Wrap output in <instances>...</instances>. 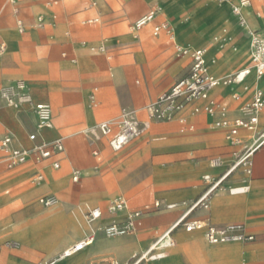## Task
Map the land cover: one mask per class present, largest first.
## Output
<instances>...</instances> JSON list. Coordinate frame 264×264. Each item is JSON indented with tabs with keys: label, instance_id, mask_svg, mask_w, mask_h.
<instances>
[{
	"label": "rangeland",
	"instance_id": "374dc122",
	"mask_svg": "<svg viewBox=\"0 0 264 264\" xmlns=\"http://www.w3.org/2000/svg\"><path fill=\"white\" fill-rule=\"evenodd\" d=\"M28 1L0 0V89L9 82L23 79L37 100L52 105L55 129L49 134L51 139L59 135L63 136L66 144L61 167L53 172L65 178L66 185L59 189L55 188L54 186H58L62 182L57 181L49 169H46L50 178L47 185L39 182L37 175L33 174L36 169L33 161L9 169L6 166L7 161L3 160L0 151V163H2L5 172H13L17 169L30 170L28 174L16 179L13 184L3 183V181L5 182L3 179L0 181L3 185L0 194L11 198L10 203L0 204V223L4 224L0 250L7 255H21L25 250L23 244L39 246L48 251L55 247L50 253L40 248L41 256L35 261V264L48 260L75 243L79 238H84L92 232L87 223L89 208L100 206L103 211V217L93 223L94 229H102L108 223L125 217V213L112 214L108 210V200L122 195L129 198L132 209H145L149 206L153 211L146 213L142 226L134 235L109 238L100 230L94 243L106 242L115 249H122V247L136 243L138 249H133L132 253L124 259L140 256L146 252L157 237L170 229L177 219H168L159 230L154 228L159 223L158 218L173 212L166 208L154 210L153 206L156 201L160 199L172 201L158 196L159 191L168 190L172 188V185L160 177L155 172L156 169L168 168L172 164L184 162L188 158L194 162L208 158V165H210L209 160L215 155H206L203 151L221 147L226 143L224 141L207 142L198 128L192 134L181 135L178 133L177 126L166 135L160 132L152 133V138L161 136L164 138L162 140L154 141L152 139V142L147 145L139 139L123 151L114 152L109 146H103L102 141L85 133L84 129L91 124L85 117L83 94L88 93V104L92 109L99 111L95 124L104 119H116L124 108L133 112L140 122L146 123V120H150L149 105L161 92L169 89L187 73L190 62L189 54L192 50H189L185 56H179L176 49L178 43H175L165 30L154 36V25L145 27L148 29L143 34H140L143 27L139 31L131 29L135 21L151 10L161 8L163 1L166 0H57L56 3L51 4L49 0H32V3ZM171 1L175 11L166 14L164 9L163 13L160 10L159 22H168L178 18L186 22L189 19L188 25L184 28H180L179 23L174 21L173 23L177 26L181 39L187 36L186 41H192L201 46L200 42L204 38L202 29H205L207 19L203 18L199 22L197 21L201 19V9L206 3L218 2L215 0ZM95 18L99 20L98 23L84 22L87 19ZM19 21H22L25 26L23 32L19 31ZM171 26L173 27L172 24ZM194 26L197 31L196 35L188 36L190 30L191 32L194 30ZM9 32H15L16 36L13 38L7 36L6 34ZM218 37L221 35L218 34ZM12 39L17 41L14 49L11 48ZM246 39L247 45L250 46L249 38ZM185 44L184 42L183 45ZM224 44L223 49L230 46L227 43ZM3 45L5 46L4 50L1 49ZM103 45L107 46L106 51L99 50V47ZM215 45L206 47L210 58L217 59L212 67L218 63V58L214 53L218 51L217 43ZM79 46L84 48L81 53L76 49ZM236 48L232 49L238 52L237 45ZM65 52L66 56H64ZM82 57L90 62L91 68L83 70L80 68ZM70 58H75L77 62L71 63ZM247 60L249 61V58ZM12 64H20L21 68L14 69ZM237 70L221 77L234 75ZM16 71H32L33 73H27L26 76L23 75L24 73ZM40 71H53L48 76L51 80L61 84L62 92L67 96L64 105L59 104L56 107L48 98L38 96L40 89L32 84L28 75L47 76ZM73 94L77 95L76 99L72 97ZM8 111L13 112L12 117L8 115ZM62 111L63 113H61ZM143 114L146 115L145 119L141 117ZM35 123L36 120L28 109H16L9 106L0 93V143L5 135L10 134L14 137L17 136L23 142H28V148H32L35 146V142L29 140L28 134L35 129ZM209 125H211L210 119ZM173 133H176L175 136L183 138V141L173 140ZM72 139L77 141V147L73 148ZM103 141L108 144L107 138H103ZM106 149L109 152H106ZM140 149L146 151L141 153ZM95 150H98V155L94 154ZM186 150L193 152L190 157L181 156V153ZM75 171L81 173L78 182L73 180ZM209 173L211 174V172L204 171L194 177L192 185L196 186V194L191 199L183 200L182 202L186 204H182L181 207L186 208L204 190L207 183L203 180V176ZM38 182L39 187L37 186ZM35 187H38L34 190L36 193L30 194L29 192ZM43 187L45 188L42 189ZM50 193L59 196L60 204L58 206L46 207L41 203L40 199ZM95 194L102 197L96 201L82 200ZM4 200L1 198L0 201L5 202ZM88 205L90 207H87ZM27 207L37 208L35 213L26 218L27 220L23 216L20 217L21 222H27L29 225L22 226L20 222L11 224V217L15 213L23 212ZM82 208L86 214L82 212ZM212 208L213 206L206 217L212 218L214 224L222 225L229 221H238L217 220L211 213ZM199 211L201 210L193 212L191 216L197 217ZM183 214L184 210L179 216ZM197 219L202 218L198 217ZM176 230L189 235L195 233V231L187 232L183 225H180ZM9 231L15 234L12 236ZM200 234L205 243L203 232ZM12 239L23 243L20 251L7 247L6 243ZM176 240L178 244L177 236ZM93 245L87 250L69 256L67 260L70 261L73 257H83L93 248ZM205 245L209 248L227 246H209L206 243ZM176 246L169 249L165 259L144 264H167V261L172 260L173 251L179 252L181 256L195 264H213V259L206 255L204 249L196 245L194 240L184 245L180 250H177ZM108 263L109 261H107Z\"/></svg>",
	"mask_w": 264,
	"mask_h": 264
},
{
	"label": "crops",
	"instance_id": "0c3cea01",
	"mask_svg": "<svg viewBox=\"0 0 264 264\" xmlns=\"http://www.w3.org/2000/svg\"><path fill=\"white\" fill-rule=\"evenodd\" d=\"M31 1L32 0H29L28 2L32 3ZM163 2L164 3H163L161 8L164 9L166 14H170V13L175 11V9H173L174 7L172 5L171 0H166ZM203 7L204 8L201 9L202 10L201 19L197 20L199 22L203 18H207L205 29L204 28L202 29V30H204V33H203L204 38L200 42L201 46H202L201 48L216 46L215 44L218 42L221 44L227 43L230 45L225 50L223 48H221V49H219L220 51L218 50V51L214 52L215 56L218 58V63L215 67H212V65L210 64L211 72L214 75L221 77L227 73L234 72V70L238 69L237 70V72H238V71H241L243 69L250 67V64H251L250 63V46L247 45V39H246V38H250V37L248 36L247 32L239 25L238 20H237L236 16L232 13L230 6L228 4L224 5V4H220V3L211 2V3H206V5H204ZM162 11L163 10H161V12ZM261 11H264V0H252V6L249 7L248 9H246V11H245L250 25L255 29H259L261 26V19L258 18L256 15L257 12H261ZM159 19H160V13L158 15H156L152 21H150L151 24L149 22L142 28V30L140 29L141 30L140 34H143L148 29V28L147 29L145 28L148 25H150V27H151L153 25L155 26L157 24H161L162 22H159ZM87 20H85L84 22L89 23ZM173 21L175 23H179L180 28L186 27L189 23V19H188V21L184 22L181 20V18H178L175 20H169L168 22L170 24L175 25L173 23ZM98 22H99V20L97 22H92V23H98ZM195 26H194V30L192 32L190 30V33L188 36L194 37L196 35L197 31H195ZM175 27L177 29L176 25H175ZM153 30H154V28H153ZM222 30H223V32H222ZM224 30H227V33H224ZM218 34L221 35V37H218ZM6 35L10 36L11 38L16 36L15 32H9ZM153 35H154V33H153ZM154 36H156V35H154ZM177 36H178V41L181 44H184V42H185L186 44L191 43L195 46H200V45H197L196 43H194L192 41H186L188 38L187 36L181 39L179 34H178V29H177ZM11 42H12L11 48L14 49V47L17 45V41H14L12 39ZM174 42H175V40H174ZM233 44H235L239 47L238 52H235L232 49ZM249 44H250V41H249ZM105 47H107V46H105ZM76 49L79 53L84 51V48L80 47V46L77 47ZM64 56H66V52L64 53ZM247 58H249V61L247 60ZM69 60L73 64H75L77 62L75 58H70ZM208 61H209V59H208ZM190 64H191V59L189 62V67H190ZM12 66L14 69L21 68L20 64H17V65L12 64ZM91 67H92V65H90V62L86 58L82 57L81 63H80V68L83 70V69H89ZM16 72L24 73L23 75H26V76H27V73H33L32 71H16ZM40 72L46 74L47 76L46 77H33V76L28 75V79H30V81H32V84L36 87H39V89H40L38 96L40 98H48L51 103L56 105V107L59 106V104L61 106L64 105V103L67 100V96L65 93L62 92L61 84L57 81L51 80V78L48 76V74H52L53 71H40ZM82 72H87V71H82ZM90 77H92V75H90ZM173 85H171L169 87V89ZM245 86L248 88L245 89ZM256 87H260L264 91V76L259 80L256 77L255 71H250V73L246 76V79L243 83H232V84L227 85V86H219L212 91L211 96L213 98H215L216 100L226 104L230 110V117L236 118V117L240 116V114H241V112H240L241 107L246 102L251 100L252 94H253ZM167 90H165V91H167ZM165 91H163V92H165ZM163 92H161V93H163ZM234 93H238L240 95V99H235L233 96ZM72 97H74L76 99L77 95L73 94ZM157 97L155 98V100L157 99ZM33 98L36 102L48 103V102H45L42 100H37L34 97V95H33ZM88 98H89V95L87 92H85L83 94V100L85 102V117H86L87 122L89 124H91V126H89V127H92L95 125V122L99 116V111L92 109L90 107V105L88 104ZM48 104H50V103H48ZM204 104H205V101H198L192 105H189L185 109V111L182 113V115L187 119V124H185V125H182L178 119H174L172 121H163V122L162 121H155V120H151V119L148 121L146 120L147 129L145 130V132L143 133V135L141 137H139L138 139L135 140V141H137L140 139V141H142L148 145L152 142V139L154 141L164 139V138H161V136L156 137V138L155 137L152 138L153 132H160L161 134L166 135V134L171 133L178 126V133L181 135L185 136V135L192 134L198 128L199 131H201V133H202L201 134L202 137L207 142L217 143L219 141L220 142L224 141L226 143L221 147L209 148V149L203 151V152H205L206 155H215V157H221L223 159V164L219 167L212 166L211 160H209L210 165H208V158L202 159L199 162H194L193 160L188 158L184 162L174 163L171 166H169L168 168L156 169L155 172H157L160 177H162L163 179H166L168 181V183L172 185V188H170L168 190L159 191L157 193L158 196L168 198L172 201H165V200L163 201L161 199L158 201H161L163 204H169V203L178 204V206L176 208L168 209L170 211L173 210L172 213H167L166 215H163L162 217L157 219V221H159L160 224L158 223L156 225V227H154V228H156L158 230L163 227V223H165L168 219L173 220V219L177 218L173 223V225H174L178 221V219L181 218V216H179L181 214V212L184 210V213H185L188 206L186 208L181 207L182 204H186L182 201L186 200V199H191L196 194V190H195L196 186L192 185V181L196 175H198L204 171H208V172H211V174L209 173V174H205V175H211L214 178L221 176L223 173H225L230 168L233 161L235 160L234 152L240 151L244 147L243 145H240V146L230 145L226 139L227 129L214 127V125L212 123L213 119L209 115H207L205 112H201L199 114L193 113V107L194 106H197V105L203 106ZM30 113L35 118L36 123H35V129L30 131L29 134L36 131V125H37V118H36L35 114L32 112H30ZM61 113H63V111ZM8 115L10 117H12L13 112L8 111ZM141 117L143 119H145L146 115L143 114V115H141ZM209 119L211 120V125H209ZM104 120H106V119H104ZM101 121H103V120H101ZM190 124L194 125L193 129L187 128V126ZM89 127H87V128H89ZM25 128L27 129L26 125H25ZM183 128H186V129L183 130ZM263 128H264V111H263V113L260 114V124H259V129H263ZM54 129L55 128L44 129V130L40 131L39 132L40 138L36 142L38 143L42 139L53 140V139L60 138V137L63 138V141H64V137L60 136V135L51 139L49 132L54 130ZM29 134H28V136H29ZM173 134H174L172 136L173 140L183 141V138L175 136L176 133H173ZM241 135H242L245 143L251 142V138L253 136V133H251L248 130H242ZM103 138H107V137H101L100 139H98V141H102L103 146H105V147L109 146L110 147L109 141L107 144L105 141H103ZM14 141H15L14 142L15 146H22V147H26V148L29 147L28 142H25V141L23 142L17 136H15ZM135 141H133L132 143H134ZM132 143H130L129 145H131ZM64 145H65V150H66L65 141H64ZM129 145H127L126 147H128ZM72 146H73V148L77 147V141L75 139H72ZM126 147H124L120 151H114L111 147L110 148L114 152H121ZM65 150H64V152H65ZM140 150H141V153L146 151L145 149H140ZM64 152H62L61 154L57 155L56 157H54L52 159L46 160V161L41 162V163H36L33 159H30L27 162V163H29V162L33 161V163L35 164L36 169L33 171L34 175H38V174L43 175L42 181H39V182H41L42 184L45 183L47 185V183L50 181V178H49L48 173H46V169H49L50 172H52L53 177H55L57 181L62 182L60 185L54 186L55 188L59 189L60 187L66 185L65 178L61 177L60 174L53 172V170H58L61 167V164L64 160V157L62 156ZM106 152H109V150L106 149ZM1 153H2V151H1ZM192 153H193L192 151L186 150V151H184V153H181V156L190 157L192 155ZM1 157L3 158V160H6L3 153H2ZM54 160H58L60 162L59 168H54V166L52 165V162ZM27 163H25V164H27ZM25 164H22V165H25ZM22 165H18V166H22ZM18 166H16V167H18ZM14 168H12V169H14ZM29 172H30L29 169H17L13 172H5L3 170L2 163H0V181H2V179L5 180V182L3 181V183L13 184L16 181V179L23 177L24 175L28 174ZM212 174H216V175L213 176ZM245 178H246V175L242 172L241 169H239V170L233 172L227 178L225 183L227 186H236V185L242 184ZM203 180H204V176H203ZM246 180L248 181V183L251 186V189L249 192L240 193V194H232L229 192L228 189L220 190L212 197L211 204H210V207L208 209L198 208L201 211H199L197 213V217L191 216V215L193 214V212L197 211L198 209L194 210L190 214L189 217H190V219H197L199 217V218H202L200 220H204V221L210 220L212 222V218L206 217V216L209 215L208 212L211 210V207L213 206L211 213H212V215H214L216 217L217 220H220V221L238 220V221H229V222H226L224 224L235 223V222L244 223L247 227V231L256 236L255 241L248 242V243L218 244V245H227V246L218 247V248H209L205 245V243L209 246H218V245L209 244L205 239L204 231L195 230L194 234L189 235L186 233L177 232V230L175 229L173 232V237L176 241V244H177L176 236L178 238V244H177V246L175 245L176 249L180 250L184 245H186V244L190 243L192 240H194L196 242V245L202 247L204 249L206 255H208L209 257H211L213 259V261H212L213 264H264V151L263 150H259L254 155L253 173ZM39 182L37 183L38 187L40 185ZM74 182H78V181H74ZM1 186H3V185H1V183H0V191H1ZM206 186H205V188H206ZM38 187L33 188L29 193L30 194L36 193V192H34V190ZM45 187H49V186H45ZM45 187H43L42 189H44ZM51 188H53V187H51ZM205 188L202 192H200L191 201V203L193 201H195L198 197H200V195L205 191ZM221 191H223V193H221ZM7 193H9V191H7ZM50 194L56 195L55 193H50ZM56 196L59 198L58 195H56ZM100 197H102V196L99 194H95V195L89 196V198L82 199V200L84 201V200L88 199L91 201H96ZM1 198L5 199L4 200L5 202L0 201V204L10 203L11 198L9 196H6L4 194H0V200H1ZM126 198L129 201L130 209L135 210V209L131 208L129 198L128 197H126ZM111 199L108 200V203ZM59 200H60V198H59ZM59 204H60V202H59ZM58 205H56V206H58ZM56 206H54V207H56ZM95 207H100V206H95ZM136 209H142V208H136ZM160 209H163V208H154V210H160ZM36 211H37V208L27 207L23 210V212H20L19 214L15 213L11 217V224L20 222V224L22 226L23 225L28 226L29 224L27 222H23V221L21 222L20 217L23 216V218L26 219L27 217H30V215H32ZM152 211L153 210H150V212H152ZM148 212H146V213H148ZM146 213L144 214V216L142 218V224L144 222ZM3 226H4V224L0 223V241L2 240L1 233L3 231ZM166 231H164L163 233H165ZM191 232H194V231H191ZM200 232H203V238H204L205 243L203 242V239H202ZM9 233L12 236L15 234L11 231H9ZM134 234L135 233H133L132 235H134ZM130 235H127V236H130ZM84 238L83 237L79 238L75 243H73V244L69 245L68 247H66L65 249H63L59 254H61L67 248H69V247L75 245L76 243L80 242ZM156 239H155V241H156ZM15 240L16 239H12L9 241H15ZM18 241L16 240V242H18ZM155 241H153V243ZM18 243H19V247H8V246L7 247L12 249V250L20 251L23 243L22 244L20 242H18ZM23 245L25 247V250L23 251V253L21 255H16V254L7 255V254L3 253V251L0 250V264H35V261L41 256L40 248H42V247L29 246L26 244H23ZM137 247L138 246H136V243H135L134 245L131 244V245L122 247V249H115V248L109 246V244L106 242H100L98 244L94 243L93 248L89 252L85 253L82 258L69 261V260H67V258H69V257H66L64 259L59 260V262H57V263L58 264H79V263L80 264H107V261H109L108 264H117V263L124 264V263H127L128 261L132 260L135 257L134 256L131 259H127V260L124 259L126 256H128L132 253L133 249H135V250L138 249ZM42 249H44V248H42ZM86 249L87 248H84L83 250H86ZM147 249H149V247ZM44 250H46V249H44ZM83 250H81L79 252H82ZM46 251H47V253L51 252L48 250H46ZM79 252H77V253H79ZM59 254H57L56 256H58ZM74 254H76V253H74ZM56 256H53L49 259H52ZM116 258H119V259H116ZM165 258H163V259H165ZM163 259L153 260L151 262L161 261ZM147 262H150V261H144L141 264H144ZM167 262H168L167 264H195V263L189 261L188 259H186V257L181 256V254H179V252L177 253V251H173L172 260L167 261Z\"/></svg>",
	"mask_w": 264,
	"mask_h": 264
},
{
	"label": "built area",
	"instance_id": "2783aa9c",
	"mask_svg": "<svg viewBox=\"0 0 264 264\" xmlns=\"http://www.w3.org/2000/svg\"><path fill=\"white\" fill-rule=\"evenodd\" d=\"M15 1V0H13ZM221 4H228L232 13L236 16L239 25L247 32L250 37V67L236 72L234 75L218 77L211 72L210 63L206 56L205 48L192 50L189 54L191 64L188 72L167 91L161 93L157 99L148 107L150 119L155 121H172L178 119L182 125L187 124V119L182 115L185 109L198 101H205L203 106H194L193 113L199 114L205 112L213 119V125L216 128L227 129L226 139L232 146L244 147L240 151H235V160L230 168L219 177L205 175L204 180L207 183L205 191L195 201L190 203L185 213L178 221L159 236L156 241L142 253L140 256H135L132 260L124 264H141L143 261H153L165 258L168 255L170 248L176 245L173 237V232L180 225L185 227L188 232L195 230L204 231L206 241L211 245L229 244V243H248L253 242L256 236L247 231L244 223L235 222L223 225H216L210 220L204 221L200 219H190V214L198 209H208L211 204L212 197L220 190L228 189L232 194L247 193L251 186L246 179L253 173L254 155L259 150L264 151V128L259 129L260 114L264 111V91L260 87H256L251 100L246 102L240 109V116L236 118L230 117L229 107L216 100L211 96L214 89L219 86H227L232 83H243L250 71H255L257 79L264 76V11L257 12V17L261 19L259 29L253 28L246 16V9L252 6V0H215ZM57 0H49V3H56ZM160 9H154L146 15L139 18L132 24L131 29L139 31L147 22L151 21L158 15ZM89 23L97 22L98 19H88ZM19 31L23 32L25 26L22 21L18 22ZM163 30L167 31L172 37L173 27L169 22H164L154 26V35H159ZM227 33V30H224ZM173 39V38H172ZM225 44L222 45V48ZM2 50L5 49L3 45ZM176 49L179 56H185L189 49L183 44H176ZM99 50L106 51V47H99ZM248 87L245 86V89ZM1 96L6 103L16 109L26 108L34 113L37 118L36 131L29 134L28 138L32 142H36L39 138V132L44 129H53V108L48 103L36 102L28 87V84L23 79H18L3 85L0 89ZM235 99H240L238 93L233 94ZM188 129H193L194 125L187 126ZM147 129V124L140 122L133 112L124 108L121 114L116 119L103 120L92 127L85 129V133L91 135L96 140L101 137H107L110 147L114 151H120L139 137L143 135ZM186 128H183L185 130ZM242 130H248L253 133L251 142L245 143L241 135ZM15 137L7 134L3 137L0 143V150L4 154L7 161V167L12 169L18 165L27 163L33 159L36 163H41L52 159L61 154L65 150L63 138L53 140L42 139L36 142L32 148L15 146ZM98 155V150L94 151ZM211 164L214 167H219L223 164L221 157L211 159ZM54 168L60 167V162L54 160L52 162ZM241 169L246 175L243 183L236 186H227V178L235 171ZM81 173L74 172L73 180L79 181ZM43 179L42 174L37 175V180ZM41 203L46 207H54L59 204V198L54 194H48L40 199ZM178 204L169 203L163 204L157 201L154 208H176ZM108 210L112 214H123L125 217L119 220H114L102 229H92V232L83 240L75 245L67 248L58 256L40 261L38 264H56L59 260L71 256L83 250L86 246L92 244L101 230L106 237L114 238L126 236L136 233L142 225L144 214L151 210L149 206L145 209L131 210L129 201L125 196L113 197L108 204ZM103 217V211L100 207H92L87 211V219L90 223H94ZM8 247H19L16 241H8ZM119 264V263H117Z\"/></svg>",
	"mask_w": 264,
	"mask_h": 264
},
{
	"label": "bare ground",
	"instance_id": "6f19581e",
	"mask_svg": "<svg viewBox=\"0 0 264 264\" xmlns=\"http://www.w3.org/2000/svg\"><path fill=\"white\" fill-rule=\"evenodd\" d=\"M160 10H163V8H160ZM153 20V19H152ZM151 20V21H152ZM150 22V21H149ZM149 22H147V23H149ZM150 24H151V22H150ZM173 25V24H172ZM147 27V26H146ZM172 38L175 40V42L176 43H178V44H181V43H179V41H178V36H177V29H176V27H175V25H173V33H172ZM249 41H250V38H249ZM222 45L223 44H221V43H217V48H218V50L219 49H221L222 48ZM185 46L189 49V50H195V49H198V48H201L202 46H195V45H193V44H191V43H188V44H185ZM101 47H105V45H103V46H101ZM203 48H205V50H206V56L208 57V59H209V62H210V64L212 65V64H215L216 62H217V59L215 58V59H211L210 58V56H209V54H208V49L206 48V47H203ZM232 48L233 49H237L236 48V45L235 44H233V46H232ZM225 50V49H224ZM220 51V50H219ZM54 98V97H53ZM263 113V112H262ZM40 181H42V180H40ZM87 207H90L89 205L87 206ZM82 212L84 213V214H86V212L84 211V209L82 208ZM87 223H88V226L90 227V229H94V225L92 224V223H90L89 221H87ZM172 228V227H171ZM29 239V238H28ZM16 241V240H15ZM18 241V240H17ZM18 242H20V241H18ZM95 242V241H94ZM94 242L92 243V244H90V245H88V246H86L85 248H87V249H89L90 247L89 246H91V245H93L94 244ZM89 247V248H88ZM86 249V250H87ZM84 251V250H83ZM77 254V253H76ZM72 255H74V254H72ZM71 255V256H72ZM83 256V255H82ZM79 258H82V257H73V258H71L70 259V261L71 260H75V259H79ZM84 259V258H83ZM57 264V263H56ZM80 264V263H79ZM162 264H164V263H162Z\"/></svg>",
	"mask_w": 264,
	"mask_h": 264
}]
</instances>
